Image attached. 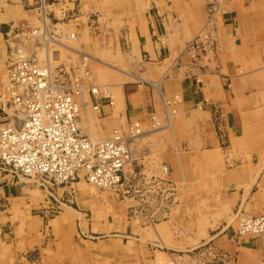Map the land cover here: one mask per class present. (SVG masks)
I'll return each instance as SVG.
<instances>
[{
  "label": "crops",
  "instance_id": "crops-1",
  "mask_svg": "<svg viewBox=\"0 0 264 264\" xmlns=\"http://www.w3.org/2000/svg\"><path fill=\"white\" fill-rule=\"evenodd\" d=\"M47 2L46 22L60 40L52 56L55 49L71 54L64 33L73 31L71 60L79 62V52L90 57L99 90L97 100L89 89L83 93L81 133L100 140L139 121L132 167L174 187L166 210L150 202L152 214L173 224L201 221L197 233L212 232L210 241L231 253L232 264H264V237L235 238L241 214H264V0ZM38 22L35 0H0V88L7 33ZM199 32L217 45L214 59L201 61L206 68L192 64L187 50ZM164 99L175 109L169 120ZM151 114L161 127H152ZM81 179L50 195L33 179L0 168V264H111L99 239L110 227L93 221L94 209L101 202L135 208L138 201L111 189L115 194L75 192Z\"/></svg>",
  "mask_w": 264,
  "mask_h": 264
},
{
  "label": "built area",
  "instance_id": "built-area-1",
  "mask_svg": "<svg viewBox=\"0 0 264 264\" xmlns=\"http://www.w3.org/2000/svg\"><path fill=\"white\" fill-rule=\"evenodd\" d=\"M47 6V0H35L39 25L16 27L5 38L6 69L0 88V168L33 179L50 195L54 185L83 178L100 189L135 198L139 207L133 213L146 211L148 199L168 200L174 189L168 180L140 175L132 167L130 143L142 133L139 121H131L125 130L115 128L100 140L81 133L83 93L89 89L97 100L99 90L92 82L88 55L79 52L81 60L72 62L70 55H61L55 49L57 55L52 56V49L58 47L60 40L57 29L48 27L46 22ZM68 36L75 38L73 31ZM28 39L34 40L36 49L44 51L43 61L35 52L28 53ZM64 46L74 53L73 47ZM187 50L192 64L206 68L201 61H212L217 45L211 36L199 32ZM172 104L170 99H164V105L170 106L166 112L168 120L175 113ZM93 108L98 109L97 102ZM150 120L153 128L162 126L155 114L150 115ZM162 169L167 171L165 166ZM246 235L264 237V214L243 213L238 217L235 238Z\"/></svg>",
  "mask_w": 264,
  "mask_h": 264
},
{
  "label": "rangeland",
  "instance_id": "rangeland-1",
  "mask_svg": "<svg viewBox=\"0 0 264 264\" xmlns=\"http://www.w3.org/2000/svg\"><path fill=\"white\" fill-rule=\"evenodd\" d=\"M47 13H49L47 8ZM38 14V13H37ZM39 18V17H38ZM40 22V21H39ZM39 22L37 25H39ZM37 25L33 26L36 27ZM55 27V26H53ZM57 27H60L57 25ZM72 31H65L64 38L68 45H72L74 39L69 38V33ZM29 46L36 49V45L33 39H28L26 41V49L28 53L30 52ZM42 50V49H40ZM43 51V50H42ZM70 57L74 56L71 52ZM44 58L42 57L41 60ZM70 61L71 58H70ZM90 61V60H89ZM69 62V61H68ZM54 64V63H53ZM6 69V66H5ZM5 69L3 73V78L5 74ZM76 181V180H75ZM66 185V184H63ZM75 192L77 189L81 190L84 194L91 195H102L108 194V192L114 193L108 189H100L89 184L83 178L73 184ZM61 186L54 185L53 187ZM53 190V189H52ZM53 193V191H51ZM115 194V193H114ZM156 199H148L146 205L147 210H143L140 213H133L132 211L139 207H120L116 204L110 203H99L94 209V219L95 223L109 225V233L105 234L104 237L99 238L101 243H104L105 248L110 249L111 264H232V255L229 252L218 251L215 249L212 241H210V236L213 234L209 231L206 235H200L197 233L202 227L201 221L196 223L191 222L190 226L188 221L183 220L178 221V223L173 224V222H168L164 217H155L152 213L154 212V207H150V202H157L155 204L156 208L167 209L168 202L155 201ZM152 204V203H151ZM103 205H106L103 207ZM125 208V209H124ZM150 208L151 211L149 210ZM128 209V219L126 223L121 217L126 218V210ZM153 211V212H152ZM229 215L233 214V210H228ZM227 213V212H226ZM131 218V219H130ZM133 219V220H132ZM230 217L227 218L229 222ZM129 220V221H128ZM132 221V222H130ZM208 223L209 219H204ZM126 224V229L118 228V226ZM209 225V223H208ZM116 228V229H115ZM195 230L192 232H187L188 230ZM123 230L124 233L120 236H115ZM97 241V239H93ZM183 241L188 244L189 247H183ZM108 257V255H105ZM106 264L108 260L106 259Z\"/></svg>",
  "mask_w": 264,
  "mask_h": 264
},
{
  "label": "bare ground",
  "instance_id": "bare-ground-1",
  "mask_svg": "<svg viewBox=\"0 0 264 264\" xmlns=\"http://www.w3.org/2000/svg\"><path fill=\"white\" fill-rule=\"evenodd\" d=\"M113 22V21H112ZM36 53V55H37V57H38V59L41 61V59H42V57L44 58L45 57V55H44V51H42V50H38V51H36L35 52ZM43 61V60H42Z\"/></svg>",
  "mask_w": 264,
  "mask_h": 264
}]
</instances>
